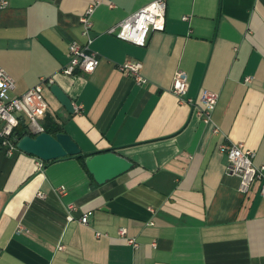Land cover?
<instances>
[{
    "label": "crops",
    "instance_id": "obj_1",
    "mask_svg": "<svg viewBox=\"0 0 264 264\" xmlns=\"http://www.w3.org/2000/svg\"><path fill=\"white\" fill-rule=\"evenodd\" d=\"M92 1L7 0L0 67L13 97L51 78L74 112L47 86L48 116L83 154L113 149L132 168L98 185L75 157L38 171L35 157L0 145V264H264V198L257 183L238 190L220 150L241 143L264 165V0H165L164 30L144 46L107 30L153 0H104L91 18L97 68L64 75ZM127 60L141 62L145 85L121 72ZM202 90L218 94L209 124L196 114Z\"/></svg>",
    "mask_w": 264,
    "mask_h": 264
},
{
    "label": "built area",
    "instance_id": "obj_2",
    "mask_svg": "<svg viewBox=\"0 0 264 264\" xmlns=\"http://www.w3.org/2000/svg\"><path fill=\"white\" fill-rule=\"evenodd\" d=\"M104 0H93L84 13L79 17L81 34L85 38L83 44L72 41L68 46V63L62 68L61 73L74 76L78 73L91 74L98 66L99 60L91 45L92 14L95 8ZM7 0H0V9L6 6ZM112 7V4H109ZM166 1L153 0L130 16L109 27L107 33L120 40L136 46H144L152 32L164 30ZM186 20V17H183ZM121 72L133 79L136 85L143 86L147 83L142 76V64L139 61L127 60L119 66ZM249 82L250 78H245ZM51 78H40L38 83L28 89L24 94L13 97L11 92L15 88L14 80L0 67V145L6 153L11 154L16 149V141L12 137V130L20 120H25L31 134L43 132L41 122L49 113V106L43 96V89L52 85ZM188 87L187 75L183 71H176L172 80L171 93L178 100L182 99ZM218 100V94L202 90L199 95L196 114L203 123L211 122V115ZM213 132H217L215 128ZM220 150L225 154L227 169L231 175L238 179V190L246 194L252 184H258V193L264 198V165H255L252 151L245 149L241 143L226 142L220 145ZM44 163L37 159L36 169L43 170ZM58 195L65 194V188L60 186L55 189ZM39 197H43L38 193ZM68 219H72L68 215ZM82 224H87V215L80 219ZM118 235L128 245L135 248L137 243L133 238L126 237L125 229H119ZM98 236V235H97ZM155 246V244H153ZM58 250L63 247L58 245Z\"/></svg>",
    "mask_w": 264,
    "mask_h": 264
},
{
    "label": "water",
    "instance_id": "obj_3",
    "mask_svg": "<svg viewBox=\"0 0 264 264\" xmlns=\"http://www.w3.org/2000/svg\"><path fill=\"white\" fill-rule=\"evenodd\" d=\"M49 90L68 113L74 112L73 101L57 85H50ZM16 149L43 163L85 155V167L98 185L113 180L132 168L130 161L112 149L83 154L74 140L64 132L55 135L45 132L25 135L16 141Z\"/></svg>",
    "mask_w": 264,
    "mask_h": 264
},
{
    "label": "trees",
    "instance_id": "obj_4",
    "mask_svg": "<svg viewBox=\"0 0 264 264\" xmlns=\"http://www.w3.org/2000/svg\"><path fill=\"white\" fill-rule=\"evenodd\" d=\"M41 126H42L43 132L48 133L50 135H55L57 133L63 132V128L60 125L56 124L53 121V119L50 118L49 116H46L44 118V120L41 122ZM25 135H32V134L28 130L26 121L20 120L18 125L12 130V137L18 140ZM75 158L80 162L82 168L86 171V173L92 178V176L88 173L85 167V164H84L85 155H81ZM47 164L48 163H44V165H47Z\"/></svg>",
    "mask_w": 264,
    "mask_h": 264
}]
</instances>
